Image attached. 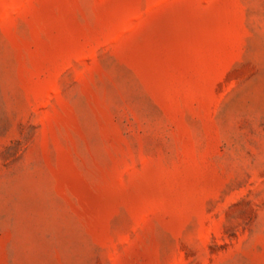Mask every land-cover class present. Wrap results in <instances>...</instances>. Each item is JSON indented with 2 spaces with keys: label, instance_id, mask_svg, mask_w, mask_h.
<instances>
[{
  "label": "rangeland",
  "instance_id": "rangeland-1",
  "mask_svg": "<svg viewBox=\"0 0 264 264\" xmlns=\"http://www.w3.org/2000/svg\"><path fill=\"white\" fill-rule=\"evenodd\" d=\"M0 264H264V0H0Z\"/></svg>",
  "mask_w": 264,
  "mask_h": 264
}]
</instances>
